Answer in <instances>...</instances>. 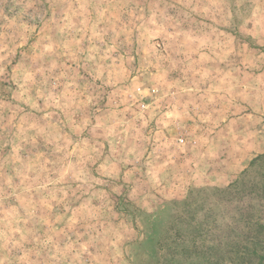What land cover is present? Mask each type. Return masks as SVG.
Segmentation results:
<instances>
[{
	"label": "rangeland",
	"instance_id": "obj_1",
	"mask_svg": "<svg viewBox=\"0 0 264 264\" xmlns=\"http://www.w3.org/2000/svg\"><path fill=\"white\" fill-rule=\"evenodd\" d=\"M263 156L264 0H0V264H231Z\"/></svg>",
	"mask_w": 264,
	"mask_h": 264
},
{
	"label": "trees",
	"instance_id": "obj_2",
	"mask_svg": "<svg viewBox=\"0 0 264 264\" xmlns=\"http://www.w3.org/2000/svg\"><path fill=\"white\" fill-rule=\"evenodd\" d=\"M262 159L264 156L251 164V171L252 173L256 171V175L249 173L250 171L246 172L245 182L240 188L239 185L237 187L240 192L236 194V199L244 204L240 220L229 226L230 238L227 242L239 247L237 251L231 249L226 251L230 255L235 254V257L229 258L231 264H253L254 261L257 264H264V163L261 170L254 169L256 162ZM216 254L222 257L223 253L217 250Z\"/></svg>",
	"mask_w": 264,
	"mask_h": 264
}]
</instances>
